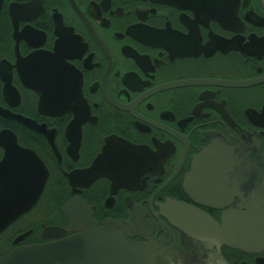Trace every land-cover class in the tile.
Listing matches in <instances>:
<instances>
[{
  "label": "flooded vegetation",
  "instance_id": "obj_1",
  "mask_svg": "<svg viewBox=\"0 0 264 264\" xmlns=\"http://www.w3.org/2000/svg\"><path fill=\"white\" fill-rule=\"evenodd\" d=\"M42 180L0 258L77 201L184 254L193 210L264 264V0H0V211Z\"/></svg>",
  "mask_w": 264,
  "mask_h": 264
},
{
  "label": "water",
  "instance_id": "obj_2",
  "mask_svg": "<svg viewBox=\"0 0 264 264\" xmlns=\"http://www.w3.org/2000/svg\"><path fill=\"white\" fill-rule=\"evenodd\" d=\"M10 118L16 119L14 116ZM21 122L26 124L24 120ZM33 159L39 174L42 166L35 157ZM205 164L206 160L199 163ZM43 187L44 180L27 198L21 191L20 203L6 201L4 210L0 211V232L34 206ZM64 213L70 219V230L81 231L80 234L63 239L62 230L48 228L45 232L57 240L55 243L20 247L1 258L0 264H227L216 246L225 239V229L218 228L214 222L193 210L188 212L183 225L196 242V249L191 248L186 254L162 241L133 242L128 238L132 227L121 222L108 221L99 226L77 201L68 203Z\"/></svg>",
  "mask_w": 264,
  "mask_h": 264
}]
</instances>
